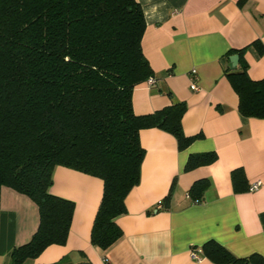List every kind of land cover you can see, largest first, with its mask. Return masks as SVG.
<instances>
[{"label":"crops","instance_id":"crops-1","mask_svg":"<svg viewBox=\"0 0 264 264\" xmlns=\"http://www.w3.org/2000/svg\"><path fill=\"white\" fill-rule=\"evenodd\" d=\"M137 1L146 24L142 50L154 83L135 86L133 111L149 114L183 102V132L200 136L180 150L171 133L140 130L145 150L140 180L125 197V213L116 218L122 235L105 250L90 240L102 179L56 166L49 191L73 201L71 224L66 242L47 246L32 263L66 257L68 264H214L190 255L208 240L237 257L264 258V118L239 113L227 76L242 61L251 79L264 78V52L254 45L264 46V0ZM211 151L216 153L212 163L184 170L190 154ZM238 168L249 185L260 182L257 189L235 191L231 173ZM201 179L208 181L202 196L186 197ZM38 225L37 205L2 187L0 264H11V250L29 242Z\"/></svg>","mask_w":264,"mask_h":264},{"label":"trees","instance_id":"trees-1","mask_svg":"<svg viewBox=\"0 0 264 264\" xmlns=\"http://www.w3.org/2000/svg\"><path fill=\"white\" fill-rule=\"evenodd\" d=\"M145 26L137 0H0V192L9 187L28 196L39 212L36 232L11 250V264H33L47 246L66 242L74 203L49 191L56 166L102 179L90 240L105 250L121 237L116 218L140 180V130L169 132L180 150L200 136L184 134L183 102L134 113L133 89L153 74L142 50ZM227 76L239 113L264 118V78L251 79L242 61ZM215 159L213 151L190 154L184 170ZM231 179L235 191L250 190L241 168ZM207 185L196 181L188 195L199 199ZM200 249L214 264H264L215 240Z\"/></svg>","mask_w":264,"mask_h":264},{"label":"built area","instance_id":"built-area-1","mask_svg":"<svg viewBox=\"0 0 264 264\" xmlns=\"http://www.w3.org/2000/svg\"><path fill=\"white\" fill-rule=\"evenodd\" d=\"M191 72H192L193 77H194V75H196V69H194V68L191 69ZM147 82H148L149 84H153V83H154V79L149 77V78L147 79ZM191 89H193V90H196V89H197V85H196L194 82H192V84H191ZM259 185H260V182H257V183H255V184L251 185V186H250V191L257 189V187H258ZM186 197H189V195L187 194ZM158 204H159V207H160V205L162 204V202L160 201ZM201 253H202V252H201L200 249H199V250H195V249H193V250L190 251L191 258H192L193 260H195V261H201V260L203 259Z\"/></svg>","mask_w":264,"mask_h":264},{"label":"water","instance_id":"water-1","mask_svg":"<svg viewBox=\"0 0 264 264\" xmlns=\"http://www.w3.org/2000/svg\"><path fill=\"white\" fill-rule=\"evenodd\" d=\"M237 55H233L232 57H231V61H232V63H234L235 61H237Z\"/></svg>","mask_w":264,"mask_h":264},{"label":"rangeland","instance_id":"rangeland-1","mask_svg":"<svg viewBox=\"0 0 264 264\" xmlns=\"http://www.w3.org/2000/svg\"><path fill=\"white\" fill-rule=\"evenodd\" d=\"M31 262V261H30Z\"/></svg>","mask_w":264,"mask_h":264}]
</instances>
